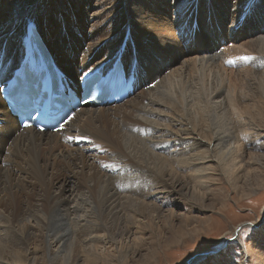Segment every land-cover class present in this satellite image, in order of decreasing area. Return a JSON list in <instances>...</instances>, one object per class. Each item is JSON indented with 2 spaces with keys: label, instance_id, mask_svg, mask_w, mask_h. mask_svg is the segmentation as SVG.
Listing matches in <instances>:
<instances>
[{
  "label": "bare ground",
  "instance_id": "1",
  "mask_svg": "<svg viewBox=\"0 0 264 264\" xmlns=\"http://www.w3.org/2000/svg\"><path fill=\"white\" fill-rule=\"evenodd\" d=\"M14 1L9 0L0 13V79L9 78L13 69L19 65L24 54L28 27L33 22L43 36L46 55L50 54L59 68L72 80L80 82L86 74L96 68L106 72L111 62L120 57L121 64H124L129 75L136 77L135 83L140 85H135L132 96L129 95L116 105H110L115 107L114 109L107 110L110 106L83 105L58 132H40L31 127L20 129L16 118L7 112L0 99V120L2 122L0 124V207L6 212V215L0 212V222L2 221L1 225H3L0 229V237L4 236L8 242L6 249L3 248L5 247L3 244H0V264H37L40 262L36 259L38 252L42 260L40 264H49L51 260L58 257L57 254L62 253L64 260L66 255H71V248L74 244L73 240L69 242V235L74 240L78 239L86 243L91 249L87 252L89 255H94L102 241L113 240L115 233L125 235V227L120 226L124 221L123 217L128 218L129 221L137 219L135 213L139 206L147 208L151 206L155 212L156 205L146 204L144 201L147 194H155V190L164 187L174 191L176 186L182 182L178 179L177 171L178 168H182L183 164L187 172L184 175L194 179L193 191L194 189L207 191L206 187L210 185L207 179L212 176L213 167H216V170L226 175L227 178L236 179L243 175H238V173L247 165L257 164L249 157L255 155L252 152L255 149L264 150V141L257 124L251 120V118H256L254 114H258L259 111L253 108L247 109L246 113L241 115L238 112L243 109L244 105H239L238 101L234 100L231 110L235 112L238 119L235 123L229 122L226 116L227 110H225L227 101L220 87L226 80L229 82V76L225 74L228 69L223 68L224 75L221 76L220 85L214 88V97L209 98L212 91L209 92L207 85L213 86V79L209 80V74L207 76L209 68L206 70V65H202L199 61L196 62L193 58H188L183 49L185 45L188 46L186 49L190 53L192 52L190 44L198 42L200 46L194 47L193 51H200L202 54L205 51L209 53L214 50L215 45L209 38L215 35L222 38V35L217 33L216 25L211 24V26L208 21L207 24L199 26L193 34V16L196 12L192 13L188 18L189 27L186 30L188 42L180 46L178 38L172 35L173 30L169 22L172 19L160 11V6L155 7L151 14L142 16L143 19L140 21L143 23L140 24L133 18H130L131 21L126 18L127 22L125 21L124 15L129 13L128 6L134 7L129 4L130 0H116L113 6L110 4L111 0H106V2L104 0L105 7L111 8L114 18L110 19L107 24H104L103 20L97 21L95 26L92 24V34L98 32V40H101L117 30L121 31V38L117 41L115 51L111 47L112 38L105 41L102 46L99 43L91 49H86L83 60L87 61L83 65L80 64V69H78V64L73 65L77 59L76 53H72L69 59H58L56 53L60 51L59 48L56 47L55 52L51 49L54 45L48 39L54 34L61 40L62 46L60 44L58 46L67 49H74L73 44L78 43L79 38L73 30L72 32L66 30L65 34L51 33L52 15L46 11L39 17L40 9H48L46 5L50 4L49 1L17 0L16 7ZM81 1L84 5L89 3V0ZM256 1L261 4L264 0H211V4L220 14L225 15L226 12L224 20L229 17L232 21L233 17L240 15L245 16L246 22L253 14L248 12L246 16V12L253 9ZM67 2L70 1L65 0L64 4ZM39 3L41 6H38ZM246 3L248 5L241 6ZM262 4L258 9L255 7L257 13H264ZM69 5L65 4L71 15L75 18L82 16L81 7ZM183 6L176 3L174 8L182 10L186 8ZM44 25L46 39L42 33ZM133 25L143 28L144 35L151 34V31L157 35V38L148 36L145 39L141 52H137L136 45L133 44V39L136 38ZM263 26L260 24V27ZM235 31L234 33L237 34ZM253 31L255 32V29ZM203 32L206 37L202 34ZM255 34L253 40L258 45L257 52H255L258 58L255 63L264 74V35L257 34V32ZM234 38H237V35ZM98 45L100 48L94 52L92 57L95 61L91 60L93 50ZM227 52H225L226 57L230 50ZM232 53L239 54L240 52L234 49ZM155 55L163 56L165 68L162 66L157 68L160 62L159 57L156 58ZM181 60L180 68H189L188 74L182 76L179 82L175 84L171 78L162 76L169 65L172 66ZM62 61L68 66V70L63 66ZM173 73L175 75L174 71ZM170 74L169 72L167 75L171 76ZM212 99H214L213 103ZM93 108L98 110L95 111ZM161 110L166 112L167 116L161 114ZM198 114L207 120L206 127H199L196 116ZM241 133L246 138L248 137L244 143H240ZM158 137L161 139H157ZM68 140L74 146L76 155H72L71 150L65 149L69 146ZM78 140H82V143L79 144ZM84 142L88 145L82 146ZM55 149L58 151L55 152ZM99 149L105 150L104 160L101 163L110 169V173L102 172L100 165L99 169L96 168L97 172L92 171L94 169L92 165L97 160L95 152ZM88 150L90 153L86 154ZM150 155L157 161L156 165L150 166L147 162V156L151 157ZM88 158L92 161V165L86 163ZM59 163H62V169L72 170V173L67 176L69 180L62 181L64 186L71 184L72 179H75L73 189L70 191L77 190L78 180L89 184L86 186V191L79 194L73 204H70L64 196L49 193V189L62 172ZM87 166L90 167L89 174L84 172ZM95 189L101 190L97 194ZM16 190L24 195L23 200L17 197ZM90 197L93 199L90 200ZM32 199L41 201L39 208L31 203ZM86 205L91 206V209L85 211ZM78 214L82 216L78 217ZM56 217V222H54ZM22 218L36 220L41 230L23 225ZM13 224L19 227L14 228ZM114 225H117V230L114 229ZM48 239L54 241L57 247L56 252L47 248L46 240ZM33 242L34 248L31 249L29 245ZM64 245L67 246L66 249H63ZM198 259L200 257L194 255L186 259L185 263L191 264ZM259 259L263 264L264 256H260ZM87 260L92 263L91 256Z\"/></svg>",
  "mask_w": 264,
  "mask_h": 264
},
{
  "label": "rangeland",
  "instance_id": "2",
  "mask_svg": "<svg viewBox=\"0 0 264 264\" xmlns=\"http://www.w3.org/2000/svg\"><path fill=\"white\" fill-rule=\"evenodd\" d=\"M48 1L50 3L48 4L49 6L46 5L48 9L43 8L41 10L39 8V17L44 15V12L49 11V15H52V22L50 23V28H52L51 33L65 34L66 30L68 32H72L73 30L76 35L78 34L77 37L79 38L78 43L75 42V44H73L75 45L74 49L70 47L72 50L69 48L68 50L66 47V49L64 47H59L58 45H61L60 38L56 34L52 35L48 40L52 41L54 45V47L51 48L53 51L56 47L57 49L59 48L60 51L56 53L58 59H69L73 55L72 53H76L75 55L77 56V59H75L73 65L76 66L78 64V69H80V64L83 65V63L87 61L83 60V55L86 52V49H91L99 43V45L102 46L105 41H109L111 38V40H113V45L111 47H113V50L115 51L117 41L121 38V31L118 32L116 30L115 33H110L107 37L105 36L101 40H98V32L93 33L95 35L92 34V24H94V26L97 25L99 20H103V23L107 24L110 19L113 20L114 18L113 11L110 7H105L106 3H103L104 0H89V5H84L81 0H69L71 3H65L67 5L72 4L81 7L83 13L79 18H75L74 15L69 13L64 4L65 0ZM193 1L194 0H185V2L184 0H143V2H141V0H130L129 4L134 7L128 6L129 13L125 14L124 18L126 22V18H128L129 21H131L130 18H133L136 22L142 24L143 22L140 20L143 19L145 15L151 14L155 7L160 6V11L172 19V21H169L170 27L173 30L172 35L178 38L180 46H184L188 42L186 30L187 27H189L188 18H190L192 13L196 12L195 16H193V34L196 33L199 26L207 24L208 21L210 25H216L217 33L222 35V38H219L218 35L209 38L211 43H214L215 45L214 50H211L209 53L205 51L202 54L200 51H193L194 47L200 46L198 42H196L190 44L192 49V52L190 53H188V50L186 49L188 46L185 45L183 47L185 54L188 58H193L196 62L199 61L202 65H206V70L209 68L207 71V76L209 74L208 79H213V86L209 84L207 85L209 92L212 91L210 92L209 98L214 97V88L220 85L221 76L224 75L223 68L229 70L225 73L229 76V82L226 80L225 83H222L220 86L223 90V96L227 101L225 103L227 119L231 123H235L236 119H238L235 112L231 110L232 102L234 100L238 101L237 104L244 105L243 109L238 112L241 115H244L247 109L253 108V110L257 112L259 111L258 114H254V116L256 115V118H251V120L257 124L259 133L264 141V74L257 68L258 66L255 63V60L258 58L255 53L257 52L258 45L257 42L253 40L254 35H256L255 32L264 35V26L260 27V24L264 25V13H257L255 11V7L258 9V7H261L262 3V5H264V1H261V4L256 1L253 9L246 12V16L249 14L248 12H250V14L253 13L246 22L244 20L245 16L241 17L240 15L233 17L232 21H230L229 17L224 20L226 12L224 15L222 13L220 14L219 11H216L214 7H212L211 0H195L196 5H194L195 1ZM8 2L9 0H0V13L3 8L7 6ZM114 3H116V0H111V6H113ZM176 3H180L186 8L175 10L174 7ZM16 4L17 0L14 1L15 7ZM244 5H248V3L241 6L243 7ZM38 6H41L40 3ZM197 11H199V15H197ZM227 16H229V14H227ZM209 19H211V21ZM222 28L223 30L225 29V32ZM253 29H255V32ZM45 30L46 27L44 25V29L42 30L43 35ZM133 30L135 31L136 37L133 39V44L136 45L137 52H141L145 39H147L148 36L157 38L154 31H151V34L144 35L143 28L134 26ZM235 30L237 31V34L234 33ZM198 32H200V30H198ZM202 34L206 37L204 32ZM207 35H210V33H207ZM235 35H237V38H234ZM71 40L75 41L74 39ZM251 40L253 41L251 42ZM243 43L245 44L244 47ZM99 45L93 50L91 60L95 61L92 57L94 52L100 48ZM234 49L238 50L240 53L231 54ZM228 50H230V53L226 57L225 52L228 53ZM110 52L113 53V51ZM155 56L156 58L159 57L158 61L161 63L158 64L157 68L159 69L161 66L162 68H165V60L163 56ZM182 60L184 59L182 58ZM182 60L172 66L169 65L167 67L168 69H165L162 73V76L165 78H171L175 84L179 82V79H181L182 76L188 74L189 68H180ZM62 63L68 70V66H66L63 61ZM173 71L175 72V75ZM169 72L171 73V76L167 75ZM139 85L140 84L138 83L137 86ZM148 86L151 87L152 85ZM213 101L214 99H212V103ZM114 108L115 107L110 106L107 110ZM93 109L95 111L98 110L97 108ZM162 113L167 116L166 112L161 110V114ZM196 116L199 127H206L207 120H205L201 114ZM59 136L62 137V135ZM240 137V143H244L248 140V137L246 138L243 133H241ZM157 139H161V137H158ZM78 142L81 144L82 140H78ZM86 145H88L87 142L82 144V146ZM69 146L65 147V149L71 150V154L76 155L77 152L73 149L74 146H72L71 141L69 142ZM57 151L58 149H55V152ZM104 151L105 150L103 149H99L95 152L97 160L94 164L89 158L86 160L88 165L93 164L92 166L94 169L92 171L97 172L100 165L102 172L110 173V169L106 168V165L101 163L102 160H104ZM252 152L255 155L252 157L250 155L249 159L256 161L257 164L247 165L244 170H241L238 173V175L243 174L240 178L229 179L226 175H223L216 170V167H213L211 172L212 176L207 179V183H210V185L206 187L207 191L204 189H194L193 191L194 179L184 175L187 172L183 164L182 168H178L177 171L179 174L178 179L182 182L176 186L174 191L164 187L163 189H157L155 191L152 189L155 194H147L146 200L144 201L146 204H155V212L151 206L148 208L146 206H139L138 211L135 213L137 219L135 218V220L129 221L128 218L124 219L123 217L122 220L124 221H122L120 226L123 225L125 227V235L115 233L113 240L110 241L106 239L104 240L105 242L102 241L99 243V250L97 249V252H95L97 255H89L87 252L91 250L89 246L86 245V243L78 241V239L74 240V238L69 235V242L73 240L72 243H74L71 248V255H66L63 260V253L57 254L58 257L51 260L49 264H88L90 261L87 259L90 258V256L92 263L89 264H186V259L194 255L196 257H202L191 264H262L259 257L264 256V150L255 149V151L253 150ZM89 153L90 151L88 150L86 154ZM148 157L149 156H147V162L150 166L157 164V161L153 156ZM59 167L62 169V163H59ZM89 170L90 167L87 166L84 172L89 174ZM12 172L15 173L14 170H12ZM71 173L72 170L62 169L60 177L54 181L52 187L49 189V193L55 196H64L69 200L70 204H73L77 196L86 191V186L89 184L81 183L78 180L76 182L77 190L70 191V189H73V181L75 179H72V182H70L71 184L64 186L62 181L64 179L68 181L69 179L67 176ZM100 190L101 189H95V192L98 194ZM15 194L18 198L23 200L24 195L19 194V190H16ZM92 199L93 197H90V200ZM31 203H34L35 207L39 208L41 201L32 199ZM127 207L129 208V206ZM86 209H91V206L86 205L85 211ZM0 212L6 215V212L2 207H0ZM80 216L82 215L78 214V217ZM23 219L24 218L21 219L23 225L31 226L36 230H41V227L36 220L24 219L25 221H23ZM56 219L57 217L54 219V222H56ZM1 223L2 221L0 222V229L3 228ZM13 225L14 228L19 227V225ZM114 229L117 230V225H114ZM46 242L47 248L56 252L55 250H57V247L55 246V243H53L54 241L48 239ZM0 244H3V246H5L3 248L6 249L8 242L4 236L0 237ZM33 245L34 242L33 244H30L29 247L33 249ZM66 248L67 246L64 245L63 249ZM120 248H122V250ZM75 249H78L79 251ZM76 251H78V253ZM36 255H38L36 257L37 262L40 261L39 263H36L40 264L42 261L40 258V252L36 253ZM3 256L6 258L5 254Z\"/></svg>",
  "mask_w": 264,
  "mask_h": 264
},
{
  "label": "water",
  "instance_id": "3",
  "mask_svg": "<svg viewBox=\"0 0 264 264\" xmlns=\"http://www.w3.org/2000/svg\"><path fill=\"white\" fill-rule=\"evenodd\" d=\"M201 257H202V256H201ZM201 257H200V258H201Z\"/></svg>",
  "mask_w": 264,
  "mask_h": 264
}]
</instances>
